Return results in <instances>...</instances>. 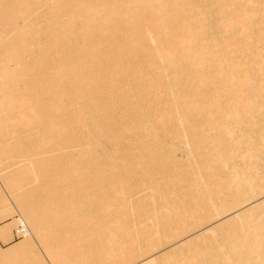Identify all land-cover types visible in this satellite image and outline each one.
<instances>
[{
	"label": "bare ground",
	"instance_id": "bare-ground-1",
	"mask_svg": "<svg viewBox=\"0 0 264 264\" xmlns=\"http://www.w3.org/2000/svg\"><path fill=\"white\" fill-rule=\"evenodd\" d=\"M0 238L264 264V0H0Z\"/></svg>",
	"mask_w": 264,
	"mask_h": 264
},
{
	"label": "rangeland",
	"instance_id": "rangeland-1",
	"mask_svg": "<svg viewBox=\"0 0 264 264\" xmlns=\"http://www.w3.org/2000/svg\"><path fill=\"white\" fill-rule=\"evenodd\" d=\"M8 220H10V218H9ZM14 239L18 240L19 238H18L17 236H14ZM10 242H11V241H10ZM8 243H9V242H8ZM8 243H7V242H4V241L1 240V238H0V245H2V246H6Z\"/></svg>",
	"mask_w": 264,
	"mask_h": 264
}]
</instances>
